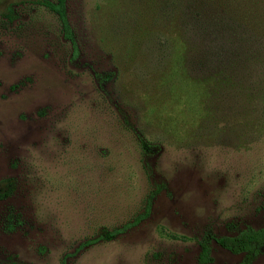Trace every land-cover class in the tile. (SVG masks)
<instances>
[{
    "label": "rangeland",
    "instance_id": "obj_1",
    "mask_svg": "<svg viewBox=\"0 0 264 264\" xmlns=\"http://www.w3.org/2000/svg\"><path fill=\"white\" fill-rule=\"evenodd\" d=\"M41 1L0 0V264H196L264 228V0H65L76 52Z\"/></svg>",
    "mask_w": 264,
    "mask_h": 264
},
{
    "label": "trees",
    "instance_id": "obj_2",
    "mask_svg": "<svg viewBox=\"0 0 264 264\" xmlns=\"http://www.w3.org/2000/svg\"><path fill=\"white\" fill-rule=\"evenodd\" d=\"M41 4H43L49 11H51L56 15L63 37L69 41L73 49V52H76V43L66 17L65 0H55V1L42 0ZM256 30L260 32L262 31V29H256ZM234 31L235 29H199L200 38L198 43L196 44V51L198 52L204 51V48L210 49L208 43H210L213 40L214 35L227 36L232 32L235 33ZM193 44L195 45L194 42ZM140 147L143 148L142 142L140 143ZM149 198L146 199L145 212L143 214L137 215L133 219V221L127 222L121 225L120 227H114L109 231H105L102 234V238L105 239L110 238L122 232L129 226L137 223L142 218L143 215L147 214L149 210V206H150ZM210 240H213L216 244H218L222 248L232 253L253 252L264 247V228L245 227L244 229L240 230L238 233L230 236H214L211 233L205 232L198 240L199 250L196 258V264H208L210 262L211 260V257L209 255ZM63 263L64 260L62 259L61 264Z\"/></svg>",
    "mask_w": 264,
    "mask_h": 264
}]
</instances>
